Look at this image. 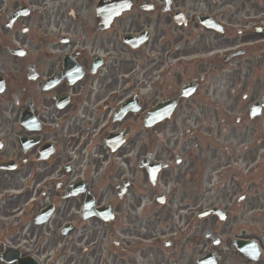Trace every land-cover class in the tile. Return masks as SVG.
<instances>
[{
  "label": "flooded vegetation",
  "instance_id": "af4514ba",
  "mask_svg": "<svg viewBox=\"0 0 264 264\" xmlns=\"http://www.w3.org/2000/svg\"><path fill=\"white\" fill-rule=\"evenodd\" d=\"M21 260L264 264V0H0Z\"/></svg>",
  "mask_w": 264,
  "mask_h": 264
}]
</instances>
